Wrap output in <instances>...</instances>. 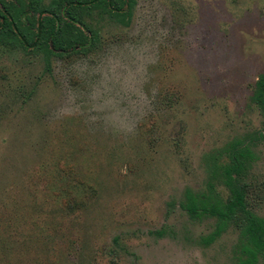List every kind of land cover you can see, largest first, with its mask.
<instances>
[{"label": "rangeland", "instance_id": "rangeland-1", "mask_svg": "<svg viewBox=\"0 0 264 264\" xmlns=\"http://www.w3.org/2000/svg\"><path fill=\"white\" fill-rule=\"evenodd\" d=\"M48 10L59 54L0 33V264H237L182 205L239 139L264 218V0H0L30 39Z\"/></svg>", "mask_w": 264, "mask_h": 264}, {"label": "trees", "instance_id": "trees-1", "mask_svg": "<svg viewBox=\"0 0 264 264\" xmlns=\"http://www.w3.org/2000/svg\"><path fill=\"white\" fill-rule=\"evenodd\" d=\"M47 13L44 17L43 14ZM71 18V19H70ZM69 19L80 21L69 16ZM81 27L86 29L81 23ZM14 32L25 49L35 48L38 45L50 53H60L56 40L60 37V26L56 14L48 10L40 14L34 39L25 36L16 23L6 15L0 18V33ZM85 31L88 32L86 29ZM93 37L81 44L85 47L91 46ZM43 44V45H44ZM263 78V77H262ZM261 79V78H260ZM260 93H264V81L259 84ZM253 159L251 149L239 139L226 143L221 149L209 153L204 157V165L207 174L205 191L194 195L187 191L184 205L188 214L198 217L208 214L215 219L212 234L206 237L205 243H211L227 229L228 225L238 228L242 239L241 258L237 264H257L259 258L264 260V218L259 217L248 207V186L242 183L243 173L249 162ZM217 185L227 189L225 198L216 190ZM264 264V263H263Z\"/></svg>", "mask_w": 264, "mask_h": 264}]
</instances>
